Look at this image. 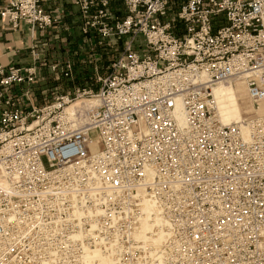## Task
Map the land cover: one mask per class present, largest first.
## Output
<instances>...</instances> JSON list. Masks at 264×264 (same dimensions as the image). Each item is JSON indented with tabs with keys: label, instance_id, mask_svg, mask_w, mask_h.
Returning <instances> with one entry per match:
<instances>
[{
	"label": "built area",
	"instance_id": "1",
	"mask_svg": "<svg viewBox=\"0 0 264 264\" xmlns=\"http://www.w3.org/2000/svg\"><path fill=\"white\" fill-rule=\"evenodd\" d=\"M122 1L0 0L46 38L71 5L99 83L41 89L40 67L76 68L44 41L30 66L0 61V264H88L89 238H132L130 264H264V0ZM233 81L253 111L224 123L214 88Z\"/></svg>",
	"mask_w": 264,
	"mask_h": 264
},
{
	"label": "rangeland",
	"instance_id": "2",
	"mask_svg": "<svg viewBox=\"0 0 264 264\" xmlns=\"http://www.w3.org/2000/svg\"><path fill=\"white\" fill-rule=\"evenodd\" d=\"M68 6L71 9L70 11L72 12L68 16L71 17L70 20L74 19V23H71L70 20L65 21L67 26L71 25L70 30L66 29L65 27L64 29L61 27L62 29H60V31H58V29H53V33H52L53 35H55L56 33L60 34L59 39L54 40V42H57V44L61 45L63 42L60 39L64 38L65 40H67L65 41L66 43L70 41L73 45H76L74 49L69 51V53L73 55L75 59V67H76L74 71L75 77L72 80H70L60 73L59 79H55V81H53V84L59 86V91H63V93L67 90H70L71 87H73L74 85H78V86L83 85L85 81H91L94 83L95 86L99 84L98 82L95 83V80L92 79L94 78L96 74L93 64L90 62L88 63L85 62L86 59L83 62L80 61L81 59L79 57L76 59L78 54L85 55L83 51L85 49L82 50V48H85L82 42L84 35L80 33L79 30L75 31V27L78 26L79 24V18L78 16H74V15H77V12L74 11L75 12L74 13L72 11L73 9L71 5L68 4ZM118 8H120L121 14L125 12V6L123 4V1H120ZM54 42L51 41L50 43V41L46 40L42 43L53 45L55 44ZM122 45H123V41L119 39V40H115L113 49H111L110 46H107V48L106 46L102 47V48H105V50L101 51L102 52L101 54H103L102 61L98 63L99 71L101 74L106 75L109 72L110 63L113 60V58L116 56V54L122 50ZM80 49L82 51H80ZM62 53H63V49L61 47V49H59L58 57H55V58L53 57V59H56V58L58 59ZM49 73L54 75L50 70L45 74H49ZM236 82L237 81H233L232 85L235 86ZM50 100H52L51 94L38 95V103L40 104H43L46 101H50ZM239 102H240V105L243 107V108L240 107L242 110L248 111L249 104H251L253 107L252 101L249 99V97H247L246 90L244 89V87H243V98H241ZM252 111L243 113V117L248 116L250 113H252ZM96 135H97V132L94 131L92 133V136L96 137ZM139 239L144 240L146 238H139ZM89 241H90V244L88 248V253H90V255L88 254V258H89L88 264H130L129 254H130V251L132 250V247H131L132 238H89ZM156 241L159 242L160 238H156Z\"/></svg>",
	"mask_w": 264,
	"mask_h": 264
},
{
	"label": "crops",
	"instance_id": "3",
	"mask_svg": "<svg viewBox=\"0 0 264 264\" xmlns=\"http://www.w3.org/2000/svg\"><path fill=\"white\" fill-rule=\"evenodd\" d=\"M111 1H112L113 6L119 7L120 1L122 0H111ZM70 19L71 17L67 16L64 20L69 21ZM70 21L71 23H74V19ZM78 28L79 26H76L75 31L78 30ZM58 31H60V29ZM36 36H37V39L34 38ZM48 36L49 38H46L45 35L42 36L40 33H38L37 35L35 34V36H32L30 29L27 25H23L18 30H13L10 28V26L7 23H5L4 21L0 19V61L4 64L16 65L19 67H26V66L32 65L34 63V58L32 55L31 46L35 44L40 46L41 41H46V40L50 41V43L51 41L54 42V40L59 39L60 34L56 33L55 35H53L51 33V35H48ZM60 40L63 42L61 45L57 44V42H54L55 44L53 45L47 44L46 45L47 50L45 52H43L44 50L41 52V55H42L41 57L43 59H46L48 62H52L54 60L53 57L54 58L58 57L59 49H61L62 47L63 53L58 58V60H65V59L72 58L75 61L74 56L71 55L69 51L74 49L76 45H73L70 41L66 43L65 41L67 40H65L64 38H61ZM83 49L84 48H82V50ZM82 50L80 49V51ZM85 50H83L85 55L78 54L76 59L79 57L81 59L80 61L83 62L85 59H88L89 57H91L92 54H90L88 49L86 50V52ZM98 50H101V49L98 48ZM36 63L39 64V62L37 61ZM48 71H49L48 66L40 67L39 72L42 77L41 78L42 80L39 83V87L41 89L43 87L53 86L54 85L53 81L57 79L56 77L54 78L53 77L54 75H52L51 73L45 74ZM39 87L37 86L36 88L37 101H38V95H40L41 93ZM17 88L19 92L22 91L20 90L19 86H17ZM73 88L74 86L71 87L70 90H72Z\"/></svg>",
	"mask_w": 264,
	"mask_h": 264
},
{
	"label": "bare ground",
	"instance_id": "4",
	"mask_svg": "<svg viewBox=\"0 0 264 264\" xmlns=\"http://www.w3.org/2000/svg\"><path fill=\"white\" fill-rule=\"evenodd\" d=\"M232 84L233 83H224L214 88V94L217 101L218 112L224 123H231L234 121H238L243 117V113L250 112L253 110L251 104L248 105L249 106L248 111L242 110L241 108L243 107L240 105L239 102L240 99L243 98V87L246 90V94L248 97L246 84L243 81H237L235 86ZM93 104H96V100H87V99L74 100L69 105L65 106L66 116L68 118H75L77 110H79L83 106H89ZM258 110L264 113L263 103L260 105V108ZM92 148L93 149L95 148L94 145H92ZM149 227H150L149 223H144L145 230L148 229ZM88 254L90 255V253Z\"/></svg>",
	"mask_w": 264,
	"mask_h": 264
}]
</instances>
